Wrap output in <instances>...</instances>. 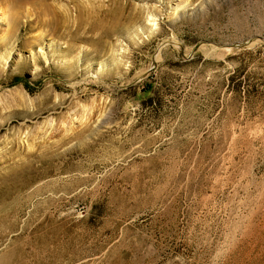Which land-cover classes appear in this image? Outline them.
Wrapping results in <instances>:
<instances>
[{
    "label": "rangeland",
    "instance_id": "374dc122",
    "mask_svg": "<svg viewBox=\"0 0 264 264\" xmlns=\"http://www.w3.org/2000/svg\"><path fill=\"white\" fill-rule=\"evenodd\" d=\"M0 264H264V0H0Z\"/></svg>",
    "mask_w": 264,
    "mask_h": 264
},
{
    "label": "bare ground",
    "instance_id": "6f19581e",
    "mask_svg": "<svg viewBox=\"0 0 264 264\" xmlns=\"http://www.w3.org/2000/svg\"><path fill=\"white\" fill-rule=\"evenodd\" d=\"M21 1H23V0H21ZM26 1L37 2V1H39V0H26Z\"/></svg>",
    "mask_w": 264,
    "mask_h": 264
}]
</instances>
